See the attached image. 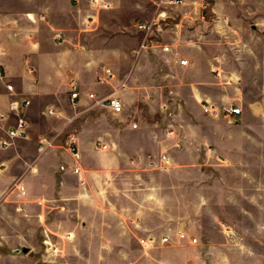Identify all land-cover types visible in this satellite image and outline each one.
<instances>
[{
  "label": "crops",
  "instance_id": "0c3cea01",
  "mask_svg": "<svg viewBox=\"0 0 264 264\" xmlns=\"http://www.w3.org/2000/svg\"><path fill=\"white\" fill-rule=\"evenodd\" d=\"M22 1L34 9L0 13V105L13 98L5 81L18 99H31L28 136L0 148V245L27 254L23 243L39 234L58 240L68 229L90 256L138 242L145 251L160 248L161 264H217L211 258L227 245L221 224L233 226L225 213L229 196L242 191L236 179L258 177L253 163L264 160V93L250 97L239 71L222 74L223 56L199 27L164 36L169 51L136 53L133 22L154 15L144 11L149 0H104L109 6L101 9L91 0ZM82 10L96 19L123 17L96 32L62 27L61 42L51 30L17 28L30 14L63 18ZM91 93L120 97L124 110L114 114ZM206 101L241 112L215 117L204 112ZM156 113L165 121L146 117ZM67 131L78 136V157L59 147L40 150L42 138ZM21 246L29 251L15 252Z\"/></svg>",
  "mask_w": 264,
  "mask_h": 264
},
{
  "label": "rangeland",
  "instance_id": "374dc122",
  "mask_svg": "<svg viewBox=\"0 0 264 264\" xmlns=\"http://www.w3.org/2000/svg\"><path fill=\"white\" fill-rule=\"evenodd\" d=\"M168 1L149 0L150 7L147 6L144 11L149 13L153 9L154 15L150 19H134V26L140 21L156 19L148 34L137 29L139 41L136 53L146 51L155 54L167 44L165 37L174 33V29L199 27L208 31L207 43L218 49V53L223 56L222 74L230 75L231 72L239 71L246 77L242 80L245 79L250 85L248 88L250 97L255 98L253 94L264 93L261 89L264 87V0H185L181 6ZM28 3L22 0H5L0 3V13L15 14L19 10H33L34 5L29 7ZM155 5L156 7H153ZM93 7L98 8L95 5ZM101 8L103 7L100 6ZM85 10L63 18H41L40 15H34L33 20L31 18L34 16L30 14V19L27 17L26 20L20 19L17 28L21 30L25 26L35 31L44 30L45 33L51 30L54 40L61 42L64 40V35H59V29L62 27L96 32L102 24H110L109 22L119 20L116 17H123V14L119 16L108 14L102 18L99 15L96 19L93 15L87 16ZM187 15L193 17L192 22L187 19ZM254 24L257 28L252 31ZM243 29L245 32L240 33L239 30ZM145 35H147L145 46L141 47ZM33 40H36V37H33ZM215 71L216 75L219 74L218 69ZM224 79L228 80L226 77ZM171 115L173 113L167 116ZM146 117L149 120L165 121L159 113ZM178 117L181 121L182 115ZM69 133L63 132L61 139L58 136L47 149L59 147L67 152L66 140ZM58 140L61 142L60 145L57 144ZM262 158L264 159V154ZM253 167L255 173L259 171L258 177L254 174L248 178L238 177L236 182L242 191L239 196L233 193L231 196L234 199L229 196L231 200L228 201L230 204H227L225 213L233 221V226L225 222L221 224L227 245L223 250L217 251L213 259L211 258L217 264H264V160L253 163ZM73 239L68 229L62 231L58 240L39 234L34 241L23 243L29 245L31 251L18 256L10 253L11 247L7 244L0 245V264H161L157 254L160 248L152 249L155 250L153 252L149 249L145 251L138 242L125 246V249L118 244L110 243L112 245L110 256H99V248L94 252L95 256H90L86 243H77ZM15 243L18 242L10 241V244ZM206 260L210 263L208 258Z\"/></svg>",
  "mask_w": 264,
  "mask_h": 264
},
{
  "label": "built area",
  "instance_id": "2783aa9c",
  "mask_svg": "<svg viewBox=\"0 0 264 264\" xmlns=\"http://www.w3.org/2000/svg\"><path fill=\"white\" fill-rule=\"evenodd\" d=\"M162 1V0H161ZM92 4L95 6L108 7L109 3L104 0H91ZM168 2L178 4L182 3L183 0H169ZM156 19L152 18L149 21H140L135 24L136 28L144 31L148 34L151 28L154 25V21ZM147 35L144 36L141 47L145 46V40ZM163 51H169V45H163ZM183 64L187 63V60L181 61ZM106 72L110 74V70L106 69ZM5 75L3 74L0 68V79L5 80ZM6 90L8 94L13 97L10 100L7 107H3L0 105V148H7L16 143L18 139H22L28 136V127L29 121L27 117V109L31 105V99L23 98L22 100L18 99V91L12 82L5 81ZM123 84V83H122ZM80 96V90L78 87L77 81H73L71 83V94L70 99L73 105L78 103V99ZM91 97L95 98V102L101 105H105L111 109L114 114H120L124 110V104L120 97L115 95H109L106 97H96L94 93L90 94ZM202 108L204 112L215 116V117H231L235 114H239L241 112V107L233 106V105H217L212 102H203ZM50 112V111H49ZM134 127H137L138 123L136 121L132 122ZM58 137V133L53 135L51 138H42L40 140V150H45L48 147L52 146L54 140ZM66 147L70 153H72L75 157H78L79 149H78V136L75 132H70L68 138L66 140ZM100 148L107 149V144H102ZM181 238L185 237L184 233L180 234ZM151 240H154L153 238ZM144 241V240H143ZM163 242H169V237H163ZM192 241H197V238H193Z\"/></svg>",
  "mask_w": 264,
  "mask_h": 264
},
{
  "label": "water",
  "instance_id": "95a60500",
  "mask_svg": "<svg viewBox=\"0 0 264 264\" xmlns=\"http://www.w3.org/2000/svg\"><path fill=\"white\" fill-rule=\"evenodd\" d=\"M29 251V248L27 246H21L15 250V252H24L27 253Z\"/></svg>",
  "mask_w": 264,
  "mask_h": 264
}]
</instances>
